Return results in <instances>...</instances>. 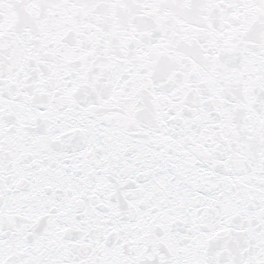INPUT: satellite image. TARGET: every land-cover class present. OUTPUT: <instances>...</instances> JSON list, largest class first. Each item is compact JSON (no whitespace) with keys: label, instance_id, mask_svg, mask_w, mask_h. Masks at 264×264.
<instances>
[{"label":"snow or ice","instance_id":"1","mask_svg":"<svg viewBox=\"0 0 264 264\" xmlns=\"http://www.w3.org/2000/svg\"><path fill=\"white\" fill-rule=\"evenodd\" d=\"M0 264H264V0H0Z\"/></svg>","mask_w":264,"mask_h":264}]
</instances>
